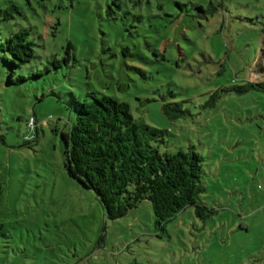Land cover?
Masks as SVG:
<instances>
[{
	"label": "rangeland",
	"instance_id": "374dc122",
	"mask_svg": "<svg viewBox=\"0 0 264 264\" xmlns=\"http://www.w3.org/2000/svg\"><path fill=\"white\" fill-rule=\"evenodd\" d=\"M22 1L24 75L42 76L10 86L0 65V264H264V89L238 92L264 86V0ZM68 42L69 65L47 73ZM70 92L126 102L168 132L165 150L200 154L205 217L158 226L144 200L108 220L65 168ZM172 103L185 114L166 116Z\"/></svg>",
	"mask_w": 264,
	"mask_h": 264
},
{
	"label": "trees",
	"instance_id": "16d2710c",
	"mask_svg": "<svg viewBox=\"0 0 264 264\" xmlns=\"http://www.w3.org/2000/svg\"><path fill=\"white\" fill-rule=\"evenodd\" d=\"M22 2L0 0V65L6 70L10 86L42 76L40 71L24 75L37 56L30 28L18 21L25 18ZM72 49L68 42L60 60L55 56L48 59L44 65L46 72H51L49 65L54 70L69 65ZM261 86L248 82L238 92L264 89ZM65 107L74 119L69 131L61 133L67 174L82 187L94 191L108 220L126 216L144 200L151 203L158 226L187 207H194L197 216L205 217L209 210L201 201L206 187L204 159L200 154L192 148L168 152L165 150L168 132L135 120L129 105L114 97L89 92L81 100L70 92ZM163 112L171 119L185 114L180 103L164 105ZM30 119L29 126L33 127L34 119L32 125ZM4 235L0 225V236Z\"/></svg>",
	"mask_w": 264,
	"mask_h": 264
},
{
	"label": "built area",
	"instance_id": "2783aa9c",
	"mask_svg": "<svg viewBox=\"0 0 264 264\" xmlns=\"http://www.w3.org/2000/svg\"><path fill=\"white\" fill-rule=\"evenodd\" d=\"M33 119H30V125H32V123H33V121H32Z\"/></svg>",
	"mask_w": 264,
	"mask_h": 264
}]
</instances>
